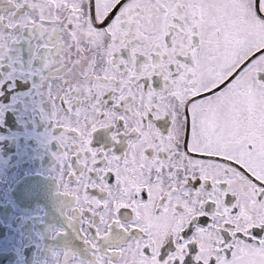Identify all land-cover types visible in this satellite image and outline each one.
I'll list each match as a JSON object with an SVG mask.
<instances>
[{"label": "snow or ice", "instance_id": "1", "mask_svg": "<svg viewBox=\"0 0 264 264\" xmlns=\"http://www.w3.org/2000/svg\"><path fill=\"white\" fill-rule=\"evenodd\" d=\"M0 264H264V0H0Z\"/></svg>", "mask_w": 264, "mask_h": 264}]
</instances>
